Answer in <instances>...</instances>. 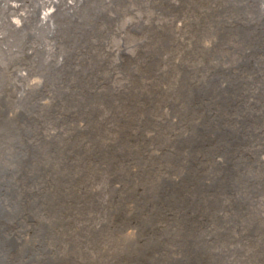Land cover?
Wrapping results in <instances>:
<instances>
[{"label": "bare ground", "instance_id": "1", "mask_svg": "<svg viewBox=\"0 0 264 264\" xmlns=\"http://www.w3.org/2000/svg\"><path fill=\"white\" fill-rule=\"evenodd\" d=\"M146 2L0 0L4 228L19 242L37 213L26 205L72 174L57 225L74 221L79 246L41 239L50 252L9 264H264V0H161L178 17L150 23L135 10ZM155 39L164 66L146 82ZM146 92L162 97L147 120ZM132 110L135 130L120 124ZM139 134L146 147L129 143ZM127 241L135 251L116 252Z\"/></svg>", "mask_w": 264, "mask_h": 264}, {"label": "rangeland", "instance_id": "2", "mask_svg": "<svg viewBox=\"0 0 264 264\" xmlns=\"http://www.w3.org/2000/svg\"><path fill=\"white\" fill-rule=\"evenodd\" d=\"M146 6H142L139 7L138 5H136V9L135 10H139L140 12L146 14V21H148V19H168L170 18V16L172 17H176L175 19H177V15L179 14V8L178 7H174V6H169L165 3L160 2L161 0H146ZM154 1V2H153ZM170 1V0H169ZM153 2V3H152ZM134 15V14H133ZM150 23V22H149ZM148 23H147V28L146 30L148 31ZM152 29L156 30L159 29L158 27H155L153 24H151L150 26ZM153 30V31H154ZM160 30V29H159ZM130 35L132 37H135L137 35H140L138 33V30H134L132 28L128 29ZM149 43L146 42V67H142V73L144 74V76H146V82L151 81H157L159 82V76H157V71L159 69H161L164 66V56L166 55L165 52V48L161 43L160 48L158 47L157 43H160L158 41L155 40H148ZM158 66V67H157ZM145 72V73H144ZM146 91H148V89L146 88ZM162 99L160 92H156L155 95L152 94L151 92H146V120L149 118V115L151 113H153L155 111V103L157 102L156 100ZM121 105V103H119ZM122 106V105H121ZM133 109V108H132ZM133 119L130 118V116H127V122H121L120 124H122L126 129H129L131 126L134 127L133 130L137 129L138 127L141 128V126H139V123L136 121V110H132L131 113ZM96 119H99V116L95 117ZM105 121V120H104ZM116 123H118V121H116ZM147 129V128H146ZM131 139H129V143H139L140 145L146 147V145H148V143H146V141L144 140L143 136L136 135V136H130ZM135 137V138H133ZM142 150V149H141ZM132 162V161H131ZM135 165L137 166V159L134 160ZM132 162V164L134 163ZM70 178L68 179L66 176H60L62 177V181H60V178L56 175L55 177L57 178V182H55V184H53V186L51 187L50 192H44L43 193V197L46 196L48 193L51 195L49 198L52 199V202H49L45 199V201L48 202V204H37V205H33V204H28L25 207V211L26 212H30L32 209L35 210L36 215H41V214H46L47 211H45V207L47 208V210L49 209V216L48 218H46V220H44V222L42 223H36V219L34 218L36 215L32 216H27L28 217V221L27 219L24 217L25 213L23 214V220L26 219V227L24 230V236L23 238L19 241V242H15V248L13 252H29V249H31L33 252H42L44 250V252H50L49 249H43L40 248L41 246H38V241L43 239L44 242L47 243H52L53 247L55 248V252H72L74 250H78L79 246H69L70 242L68 241V236L66 235V233H73V232H77V228L75 227H70V226H74L75 222L73 221L71 224H68V231L63 234V231L61 229L60 231V226L57 225V219H59L57 216L59 215V205H60V200H57L58 197V193L62 192V188L63 185L61 186L59 184V182L63 183L64 185H68L71 183V180L73 178L72 174H69ZM67 182H66V181ZM23 185V184H22ZM61 190H58V189ZM57 190V191H55ZM15 192H19L18 189L16 190L15 188ZM138 193H141V189L137 190ZM21 193V191H20ZM24 196H26V194H23ZM139 198V195L135 194L133 201L135 202L136 199ZM68 201V198H65ZM64 199V201H65ZM63 201V203H64ZM70 201V200H69ZM136 203V202H135ZM37 208V209H36ZM65 211H67L66 209H64ZM30 217V218H29ZM34 223V226L36 224L37 225V229L35 227V230H33V228H31V224ZM118 224H120L119 222H117ZM134 224H136L135 220H133V226ZM135 227V226H134ZM31 228V229H30ZM147 228L148 226H146V240L142 241L141 243L144 244H139V246H141L142 250H145L146 252H154L155 249L153 250L154 246L150 240L148 239V234H147ZM28 229V230H27ZM80 232V231H79ZM105 232V231H104ZM76 238V237H74ZM77 244V243H75ZM125 245H118L116 248V252H134L136 249V246H134L130 241H127ZM146 247V249H145ZM140 248V247H139ZM174 249H177L179 252H181L180 248L178 247H174ZM20 250V251H19ZM24 250V251H23ZM173 251V250H171ZM87 252H91V250H87ZM110 252H112L110 250ZM167 252V251H166ZM175 252H177L175 250ZM33 254V253H32ZM25 256V255H24ZM24 261H28L29 257L25 256Z\"/></svg>", "mask_w": 264, "mask_h": 264}, {"label": "water", "instance_id": "3", "mask_svg": "<svg viewBox=\"0 0 264 264\" xmlns=\"http://www.w3.org/2000/svg\"><path fill=\"white\" fill-rule=\"evenodd\" d=\"M7 189L12 192H15V190L9 185L7 186ZM7 211V207H4L2 200H0V264H9L12 255L9 254L10 252L12 253L14 251L16 244V240L11 235H9V232L7 231L6 227L4 228V224L8 222V220L5 219L6 215L8 214ZM16 219H18L17 214ZM2 222L3 224H1Z\"/></svg>", "mask_w": 264, "mask_h": 264}]
</instances>
